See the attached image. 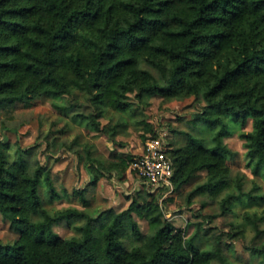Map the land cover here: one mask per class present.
Listing matches in <instances>:
<instances>
[{
  "label": "trees",
  "instance_id": "trees-1",
  "mask_svg": "<svg viewBox=\"0 0 264 264\" xmlns=\"http://www.w3.org/2000/svg\"><path fill=\"white\" fill-rule=\"evenodd\" d=\"M78 95L96 113L74 118L93 131L111 130L110 136L123 123L100 127L106 109L134 113L153 95L203 101L197 118L212 132V146L183 133L182 146L166 149L173 192L205 173L187 194L188 204L198 196L220 197L225 215L237 203H264L258 184L246 191L244 176L230 174L226 160L233 152L224 142L231 123L241 128L250 120L251 129L238 136L247 167L264 181V0H0V107L42 98L77 101ZM8 150L1 140L0 216L19 236L0 242V264H229L220 236L210 237L203 222L193 223L185 237L163 218L164 189L133 198L120 213L49 209L46 204L68 194L55 189L46 163L29 164V149L15 150L14 157ZM132 161L127 156L97 170L121 174ZM74 195L87 207L84 189ZM134 215L147 221L150 234L140 231ZM72 220L84 221L79 235L63 238L54 231ZM243 220L256 235L262 232L263 217L246 211ZM242 232L235 226L229 237ZM130 236L136 243L127 246ZM247 249L264 264V244Z\"/></svg>",
  "mask_w": 264,
  "mask_h": 264
},
{
  "label": "rangeland",
  "instance_id": "rangeland-1",
  "mask_svg": "<svg viewBox=\"0 0 264 264\" xmlns=\"http://www.w3.org/2000/svg\"><path fill=\"white\" fill-rule=\"evenodd\" d=\"M70 105H73L70 109L61 108H68ZM204 106L203 101H196L193 96L165 101L153 95L147 100V105L136 104L134 113L119 114L112 109H106L97 119L100 127L107 129L119 122L123 123V126L117 128L114 135L110 136L111 130L110 133L93 131L74 118L78 113H96L81 95H78L77 101L65 97L58 102L42 98L31 102L7 104L0 107V141L4 139L7 142L12 157L17 149H29L25 154L29 164L36 167L39 163H46L55 189L59 193L68 194V197L62 196L46 204L47 208H85L88 214L94 216L106 210L120 213L128 209L133 198L147 197L148 192L160 194L132 168L143 143L153 137L152 132L157 134L156 138L163 142L167 150L185 143L183 133L201 138L206 146H212L209 142L212 132L206 123L197 118ZM143 121L151 126L152 132H145ZM250 129V120L241 128L233 123L229 125L230 134L224 138V142L233 155L227 157V166L232 176H244V190L249 191L254 184H258L260 191L264 193V181L247 167L243 141L238 136L240 130ZM143 137L146 139L143 140ZM127 156H133V161L124 173L103 171L99 174L97 168H102L99 167L100 163L107 166ZM95 173L99 175L96 181L93 179ZM204 175L205 173H202L179 191L161 194L159 202L162 204L163 218L176 229L183 230L185 237L194 232L193 223L203 222V227L209 229L210 237L220 236L223 254L229 264H260L259 259L254 258L247 248L261 247L264 244V203H237L233 206V211L225 215H220V197L213 199L198 196L188 204L187 194L203 181ZM81 189H84V196L89 202L87 207L74 195L75 190ZM43 191L44 187L41 188V192ZM167 198L173 200L166 201ZM246 211L263 217L258 224L262 230L259 235H256L251 224H244L243 213ZM198 213L201 216H196ZM134 219L143 234H150L146 220L136 215ZM83 223V220L64 221L55 225L54 231L63 238L77 236V227ZM235 226L242 227L243 232L230 238V231ZM18 236L16 227L0 216V242L13 241ZM124 241L127 246L136 243L132 236L126 237ZM225 242L231 245V250L225 247Z\"/></svg>",
  "mask_w": 264,
  "mask_h": 264
},
{
  "label": "built area",
  "instance_id": "built-area-1",
  "mask_svg": "<svg viewBox=\"0 0 264 264\" xmlns=\"http://www.w3.org/2000/svg\"><path fill=\"white\" fill-rule=\"evenodd\" d=\"M132 168L137 175L155 189H164V194L173 191L172 161L163 142L156 137L147 139L135 158Z\"/></svg>",
  "mask_w": 264,
  "mask_h": 264
}]
</instances>
